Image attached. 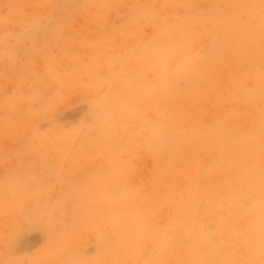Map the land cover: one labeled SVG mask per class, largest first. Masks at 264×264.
<instances>
[{"label":"rangeland","instance_id":"1","mask_svg":"<svg viewBox=\"0 0 264 264\" xmlns=\"http://www.w3.org/2000/svg\"><path fill=\"white\" fill-rule=\"evenodd\" d=\"M0 264H264V0H0Z\"/></svg>","mask_w":264,"mask_h":264}]
</instances>
